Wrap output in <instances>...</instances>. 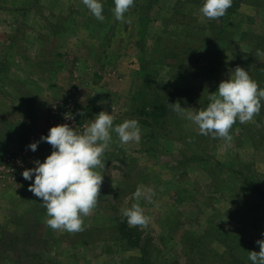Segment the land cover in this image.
<instances>
[{
	"label": "rangeland",
	"instance_id": "obj_1",
	"mask_svg": "<svg viewBox=\"0 0 264 264\" xmlns=\"http://www.w3.org/2000/svg\"><path fill=\"white\" fill-rule=\"evenodd\" d=\"M101 2L102 22L82 0H0V264H251L248 252L264 239V199L229 169L264 189V106L232 126L229 142L200 135L176 112L161 130L139 123L138 143L121 145L113 133L83 231L47 225L29 191L34 177L22 172L53 150L27 146L66 116L80 133L101 111L114 126L139 121L135 108L144 105L135 100L147 104L169 87L183 89L182 108L203 109L237 66L264 88V0H233L212 20L200 12L204 0H135L123 22L113 0ZM138 187L154 190L151 201L132 198ZM133 203L150 217L147 227L128 224L146 245L145 261L118 228Z\"/></svg>",
	"mask_w": 264,
	"mask_h": 264
},
{
	"label": "clouds",
	"instance_id": "obj_2",
	"mask_svg": "<svg viewBox=\"0 0 264 264\" xmlns=\"http://www.w3.org/2000/svg\"><path fill=\"white\" fill-rule=\"evenodd\" d=\"M233 0H204L200 12L207 19L223 17ZM83 5L98 20L104 21L101 0H82ZM135 0H113L112 13L115 20L123 22L125 14L134 6ZM262 53L257 51V55ZM209 103L203 109L187 110L180 103L169 104L177 114H186L194 123L199 134L231 141L230 129L238 121L247 123L261 111L264 88H260L249 71L237 66L230 70L227 79L222 80L215 93L208 94ZM67 118L71 119V116ZM115 133L121 145L139 142L141 128L136 119L125 120L114 126V116L101 111L80 133L69 124L51 127L46 136L27 147L35 152L40 142H47L52 152L43 162L34 161V167L25 169L22 177L34 181L29 191L41 199L46 209L47 225L53 230L69 233L83 231V218L96 206L104 176L97 171L105 167L104 154L112 143ZM155 195L152 188L138 187L132 198L151 201ZM122 215L130 226L147 227L150 217L144 214L139 203L123 209ZM264 236V233H261ZM260 251L248 252L251 264H264V239L256 241Z\"/></svg>",
	"mask_w": 264,
	"mask_h": 264
},
{
	"label": "trees",
	"instance_id": "obj_3",
	"mask_svg": "<svg viewBox=\"0 0 264 264\" xmlns=\"http://www.w3.org/2000/svg\"><path fill=\"white\" fill-rule=\"evenodd\" d=\"M222 30L223 28H220L218 30L215 37L216 39L214 40L217 41L218 39H220V34H222ZM188 50H192V47L188 48ZM168 52L167 57L171 62H173L169 63V66L175 68L176 66L174 64L178 63V61L175 60L176 54L171 49ZM209 64L210 62H208L206 65ZM189 66L186 65L184 69H188ZM183 93V89L169 87L168 92L165 95H163V93H160V91L156 89L153 93L151 101H148V105L146 104L145 98L143 97L139 100H135L137 104L144 105L141 109L135 108L139 123L145 127H150L152 130H161L160 127L165 126L168 115L175 112L173 111L172 106L169 104H175L177 102L181 104L183 102L181 99ZM139 96H142V92H139ZM229 171H231V173H233L235 177H238L242 181V184L247 187L251 193L261 199H264V189L261 187L260 184L254 182L253 180H250L248 177L242 174V171L240 170L237 171L235 169L230 168ZM118 224V228H120V232L123 235V238L126 240L127 244L138 249L142 260L145 261L148 252L146 245L142 242L141 235L136 232L135 229L129 227L126 220H119Z\"/></svg>",
	"mask_w": 264,
	"mask_h": 264
},
{
	"label": "built area",
	"instance_id": "obj_4",
	"mask_svg": "<svg viewBox=\"0 0 264 264\" xmlns=\"http://www.w3.org/2000/svg\"><path fill=\"white\" fill-rule=\"evenodd\" d=\"M68 116H66L65 118H64V120H63V124H69L70 126H73V125H75V123H74V120L71 118V119H69V118H67Z\"/></svg>",
	"mask_w": 264,
	"mask_h": 264
},
{
	"label": "crops",
	"instance_id": "obj_5",
	"mask_svg": "<svg viewBox=\"0 0 264 264\" xmlns=\"http://www.w3.org/2000/svg\"><path fill=\"white\" fill-rule=\"evenodd\" d=\"M95 82L93 81V82H91V85H92V87H93V90H95L96 89V87H97V85H96V83L94 84ZM93 92H95V91H93ZM82 98V97H81ZM83 99L85 100V102H88L89 101V98L87 99V98H85V97H83ZM78 103H80V101H78ZM99 109L101 110V107H99ZM75 124H76V122H74Z\"/></svg>",
	"mask_w": 264,
	"mask_h": 264
}]
</instances>
